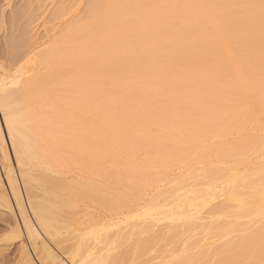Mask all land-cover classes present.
I'll return each mask as SVG.
<instances>
[{"label": "bare ground", "instance_id": "obj_1", "mask_svg": "<svg viewBox=\"0 0 264 264\" xmlns=\"http://www.w3.org/2000/svg\"><path fill=\"white\" fill-rule=\"evenodd\" d=\"M25 3L0 60L15 264H264V0Z\"/></svg>", "mask_w": 264, "mask_h": 264}, {"label": "rangeland", "instance_id": "obj_2", "mask_svg": "<svg viewBox=\"0 0 264 264\" xmlns=\"http://www.w3.org/2000/svg\"><path fill=\"white\" fill-rule=\"evenodd\" d=\"M5 0H0V60L9 63L6 54L9 47L15 43L13 39L20 38L23 41L20 52L25 50L28 35H22L21 30L29 23L33 15L27 8L25 0H13L10 7H5ZM37 8V5H34ZM4 9L1 19V11ZM16 12L14 23L10 24L11 13ZM32 12H36L33 9ZM14 227L13 217L0 210V264H15L18 257L19 242L13 238L11 229Z\"/></svg>", "mask_w": 264, "mask_h": 264}]
</instances>
